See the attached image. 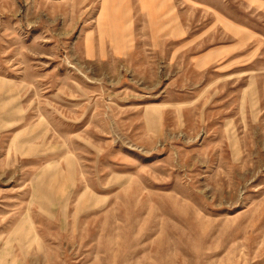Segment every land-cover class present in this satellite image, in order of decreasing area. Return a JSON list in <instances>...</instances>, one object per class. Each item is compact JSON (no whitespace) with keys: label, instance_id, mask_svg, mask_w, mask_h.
<instances>
[{"label":"rangeland","instance_id":"rangeland-1","mask_svg":"<svg viewBox=\"0 0 264 264\" xmlns=\"http://www.w3.org/2000/svg\"><path fill=\"white\" fill-rule=\"evenodd\" d=\"M0 81L3 264H264V0H0Z\"/></svg>","mask_w":264,"mask_h":264},{"label":"bare ground","instance_id":"bare-ground-1","mask_svg":"<svg viewBox=\"0 0 264 264\" xmlns=\"http://www.w3.org/2000/svg\"><path fill=\"white\" fill-rule=\"evenodd\" d=\"M3 82L2 81H0V92H2L3 91V84H2ZM58 173H56L57 175H55V178H54V181L57 183V182H59V183H64L65 182V180L70 176V175H72V174H67V173H64V175H62V171L60 170V171H57ZM56 176H59V177H61V179H57L56 178ZM71 177V176H70ZM69 177V178H70ZM49 189V188H48ZM47 189V190H48ZM50 191V190H49ZM39 196V195H38ZM53 199V198H52ZM90 199H91V197H90V195H84V197H83V206H85L88 202H90ZM33 228V227H32ZM24 229V228H23ZM11 249V248H10ZM10 251V250H9ZM8 257V256H7ZM6 258V254H4L1 258H0V264H3L5 261H4V259ZM9 260V259H8Z\"/></svg>","mask_w":264,"mask_h":264},{"label":"crops","instance_id":"crops-1","mask_svg":"<svg viewBox=\"0 0 264 264\" xmlns=\"http://www.w3.org/2000/svg\"><path fill=\"white\" fill-rule=\"evenodd\" d=\"M160 1L162 2V1H165V0H160ZM159 6H160V8H159V9L161 10V7H162L161 3L159 4ZM149 10L151 11V10H152V7H151V8H149ZM117 12L119 13V11H117ZM148 12H149V11H148ZM115 14H116V13H115ZM162 15H163V14H162V13H160V15H159V16H158L156 19H153V21H157V20H158V21H160V22H161ZM149 17H150V13H149ZM151 18H152V17H151ZM2 84H3V89H4V88H5V85H4L5 83H2ZM150 117H151V116H150ZM149 120H151V119L149 118Z\"/></svg>","mask_w":264,"mask_h":264}]
</instances>
